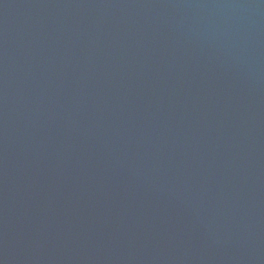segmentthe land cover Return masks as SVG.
I'll use <instances>...</instances> for the list:
<instances>
[{
    "label": "water",
    "instance_id": "water-1",
    "mask_svg": "<svg viewBox=\"0 0 264 264\" xmlns=\"http://www.w3.org/2000/svg\"><path fill=\"white\" fill-rule=\"evenodd\" d=\"M0 264H264V0H0Z\"/></svg>",
    "mask_w": 264,
    "mask_h": 264
}]
</instances>
